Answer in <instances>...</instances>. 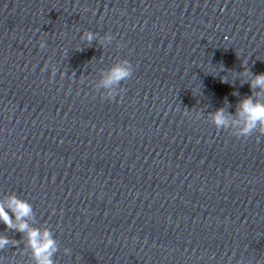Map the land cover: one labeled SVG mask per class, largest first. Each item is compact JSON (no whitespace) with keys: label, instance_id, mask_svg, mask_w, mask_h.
Here are the masks:
<instances>
[{"label":"clouds","instance_id":"clouds-1","mask_svg":"<svg viewBox=\"0 0 264 264\" xmlns=\"http://www.w3.org/2000/svg\"><path fill=\"white\" fill-rule=\"evenodd\" d=\"M94 38L95 33L88 30L81 35V39L86 40L89 44ZM111 38V35L106 34L105 39L111 40ZM39 46L43 49L45 43L41 41ZM242 68L243 71L240 73L248 77L245 82L249 84L252 94L239 101L235 113L226 112L225 108H217L214 112L209 113L211 124L217 130L229 131L237 139H247L254 133L264 136V99H261L264 96V73L254 74L243 63ZM133 72L134 68L130 61L121 59L107 70V74L101 79V86L105 89H112L113 86L120 87L121 82L130 79ZM221 80L227 82L224 79ZM109 95L111 96L112 93L109 92ZM257 140H259V136ZM9 210L13 214L12 216L9 215ZM32 214V205L16 195L9 196L6 203L0 202V222L6 226V230H15L21 233V239L26 237L27 247L31 251V259L34 264H55L54 256L59 250L56 239L48 229L41 231L30 227L26 218L32 217ZM10 244L15 245L9 237L0 235V250ZM64 251L68 253L69 250L65 248Z\"/></svg>","mask_w":264,"mask_h":264}]
</instances>
